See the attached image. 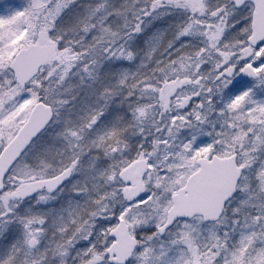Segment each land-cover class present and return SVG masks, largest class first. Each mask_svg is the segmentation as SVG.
Masks as SVG:
<instances>
[{
    "label": "snow or ice",
    "instance_id": "obj_1",
    "mask_svg": "<svg viewBox=\"0 0 264 264\" xmlns=\"http://www.w3.org/2000/svg\"><path fill=\"white\" fill-rule=\"evenodd\" d=\"M0 264H264V0H0Z\"/></svg>",
    "mask_w": 264,
    "mask_h": 264
}]
</instances>
